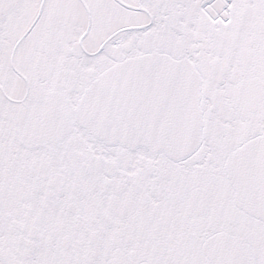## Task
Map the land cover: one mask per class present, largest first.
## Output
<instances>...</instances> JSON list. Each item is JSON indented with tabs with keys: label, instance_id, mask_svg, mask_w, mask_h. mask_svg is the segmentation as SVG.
Returning <instances> with one entry per match:
<instances>
[{
	"label": "snow or ice",
	"instance_id": "1",
	"mask_svg": "<svg viewBox=\"0 0 264 264\" xmlns=\"http://www.w3.org/2000/svg\"><path fill=\"white\" fill-rule=\"evenodd\" d=\"M0 264H264V0H0Z\"/></svg>",
	"mask_w": 264,
	"mask_h": 264
}]
</instances>
